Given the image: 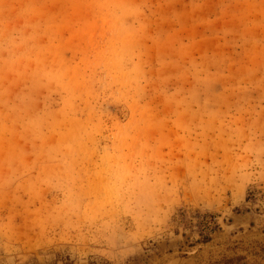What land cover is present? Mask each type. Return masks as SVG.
<instances>
[{
  "label": "rangeland",
  "instance_id": "374dc122",
  "mask_svg": "<svg viewBox=\"0 0 264 264\" xmlns=\"http://www.w3.org/2000/svg\"><path fill=\"white\" fill-rule=\"evenodd\" d=\"M0 264H264V0H0Z\"/></svg>",
  "mask_w": 264,
  "mask_h": 264
}]
</instances>
